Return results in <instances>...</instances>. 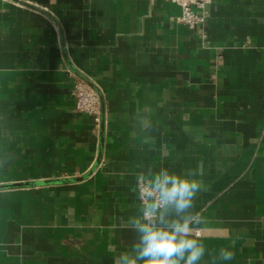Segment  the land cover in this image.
<instances>
[{"label": "crops", "instance_id": "obj_1", "mask_svg": "<svg viewBox=\"0 0 264 264\" xmlns=\"http://www.w3.org/2000/svg\"><path fill=\"white\" fill-rule=\"evenodd\" d=\"M207 7L194 29L166 0H0V185L55 181L0 188V264H119L138 166L195 170L197 234L264 264V0Z\"/></svg>", "mask_w": 264, "mask_h": 264}, {"label": "clouds", "instance_id": "obj_2", "mask_svg": "<svg viewBox=\"0 0 264 264\" xmlns=\"http://www.w3.org/2000/svg\"><path fill=\"white\" fill-rule=\"evenodd\" d=\"M197 176L195 170L138 166L133 176L136 211L127 221L135 240L119 264H223L233 259L230 247L213 250L197 234L202 217L195 200L204 189Z\"/></svg>", "mask_w": 264, "mask_h": 264}, {"label": "built area", "instance_id": "obj_3", "mask_svg": "<svg viewBox=\"0 0 264 264\" xmlns=\"http://www.w3.org/2000/svg\"><path fill=\"white\" fill-rule=\"evenodd\" d=\"M180 6L181 12L176 20L190 28L202 29L208 20L209 0H166ZM221 56V54H219ZM74 77L71 93L75 98V108L80 112L89 114L98 129L102 123V90L90 82V79L81 70H72Z\"/></svg>", "mask_w": 264, "mask_h": 264}, {"label": "water", "instance_id": "obj_4", "mask_svg": "<svg viewBox=\"0 0 264 264\" xmlns=\"http://www.w3.org/2000/svg\"><path fill=\"white\" fill-rule=\"evenodd\" d=\"M101 103H102V114L104 113L103 111V100L101 98ZM104 121L102 119V123H101V138L103 137V131H104ZM49 182H55L54 180H44V181H28V182H13L11 184H1L0 188L3 187H9V186H19V185H34V184H42V183H49Z\"/></svg>", "mask_w": 264, "mask_h": 264}]
</instances>
